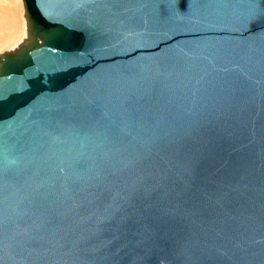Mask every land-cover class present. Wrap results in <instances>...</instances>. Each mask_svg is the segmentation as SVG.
<instances>
[{
    "label": "water",
    "instance_id": "95a60500",
    "mask_svg": "<svg viewBox=\"0 0 264 264\" xmlns=\"http://www.w3.org/2000/svg\"><path fill=\"white\" fill-rule=\"evenodd\" d=\"M22 5L0 264H264V0Z\"/></svg>",
    "mask_w": 264,
    "mask_h": 264
},
{
    "label": "bare ground",
    "instance_id": "6f19581e",
    "mask_svg": "<svg viewBox=\"0 0 264 264\" xmlns=\"http://www.w3.org/2000/svg\"><path fill=\"white\" fill-rule=\"evenodd\" d=\"M19 18L23 20L22 0H0V48L13 46L24 35H18ZM21 24V23H20ZM21 30V28H20ZM16 35V36H15ZM18 35V37H17ZM17 37V38H16ZM16 38V39H15Z\"/></svg>",
    "mask_w": 264,
    "mask_h": 264
},
{
    "label": "rangeland",
    "instance_id": "374dc122",
    "mask_svg": "<svg viewBox=\"0 0 264 264\" xmlns=\"http://www.w3.org/2000/svg\"><path fill=\"white\" fill-rule=\"evenodd\" d=\"M19 27L21 28V30H20V28H19V31H18V35L20 36L22 33H21V31L23 32L24 31V22L22 21V19L21 18H19ZM21 23V24H20ZM23 34H24V32H23ZM18 35H17V37H18ZM16 36V35H15ZM21 36H23V35H21ZM16 37V38H17ZM15 38V39H16ZM3 49V48H2ZM0 50H1V48H0Z\"/></svg>",
    "mask_w": 264,
    "mask_h": 264
}]
</instances>
